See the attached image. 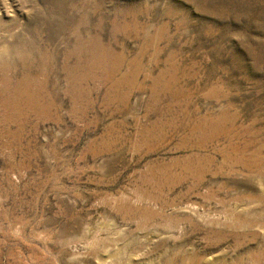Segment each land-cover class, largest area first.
Returning a JSON list of instances; mask_svg holds the SVG:
<instances>
[{
    "label": "rangeland",
    "instance_id": "374dc122",
    "mask_svg": "<svg viewBox=\"0 0 264 264\" xmlns=\"http://www.w3.org/2000/svg\"><path fill=\"white\" fill-rule=\"evenodd\" d=\"M145 262L264 264V0H0V264Z\"/></svg>",
    "mask_w": 264,
    "mask_h": 264
},
{
    "label": "bare ground",
    "instance_id": "6f19581e",
    "mask_svg": "<svg viewBox=\"0 0 264 264\" xmlns=\"http://www.w3.org/2000/svg\"><path fill=\"white\" fill-rule=\"evenodd\" d=\"M204 219V218H203ZM113 254V253H112ZM114 255V254H113ZM104 257V256H103ZM100 258H102V257H100ZM100 258H98V259H100ZM105 258V257H104ZM102 260H103V258H102ZM107 260V259H106ZM133 260V259H132ZM104 261V260H103ZM141 261V260H140ZM106 262V261H105ZM141 263V262H140ZM104 264V263H103ZM145 264H146V262H145Z\"/></svg>",
    "mask_w": 264,
    "mask_h": 264
}]
</instances>
